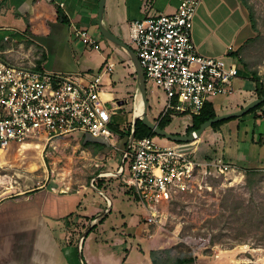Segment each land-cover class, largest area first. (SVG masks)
Returning a JSON list of instances; mask_svg holds the SVG:
<instances>
[{
	"label": "crops",
	"instance_id": "0c3cea01",
	"mask_svg": "<svg viewBox=\"0 0 264 264\" xmlns=\"http://www.w3.org/2000/svg\"><path fill=\"white\" fill-rule=\"evenodd\" d=\"M181 1L106 0L104 18L111 31L129 43L133 21L173 13ZM99 4L100 0H0L1 56L9 60L13 57L15 62L40 63V68L74 76L102 71L104 95L109 97L110 94V98L124 104L130 92H137L136 69L129 54L121 48L130 66L127 95L117 97L113 90H105L107 86L122 82L123 78L119 71L114 76L115 64L111 72L105 71L108 61L114 63V60L111 53L99 47L101 36H104L98 21ZM58 6L66 20L59 17ZM76 28L86 29L96 43H85L75 34ZM255 35L249 10L242 0H201L193 29L199 53L213 57L229 53L230 57H238L241 68L233 92L222 95L238 94V97L229 102L222 96L211 99L218 114L241 109L258 97L254 75L245 68L237 53ZM6 36L10 39L6 40ZM25 42L28 49L23 52L21 47ZM251 67L257 68L262 79L264 60L253 62ZM192 123L193 119L186 127ZM201 137L208 139L203 147L207 154L194 156L218 157L232 162L237 167L232 172L235 180L245 179L247 170L264 171V105L217 128L208 127ZM99 191L103 196L94 197L92 203L86 204V196L92 192H84L82 186L69 190L49 180L32 189L10 194L0 190V264H154L152 250L177 244L172 241L171 245L172 238L161 230L162 225L147 224L144 217L135 223L134 216L127 215L122 205L117 206L121 219L107 224L115 204L106 189ZM127 192L136 198L131 189ZM7 200H12V205L5 209L3 203ZM263 252L264 247L238 244L233 248H219L215 255H205L203 261L204 264L249 261L263 264L264 257H260ZM246 255L249 261L245 260Z\"/></svg>",
	"mask_w": 264,
	"mask_h": 264
},
{
	"label": "built area",
	"instance_id": "2783aa9c",
	"mask_svg": "<svg viewBox=\"0 0 264 264\" xmlns=\"http://www.w3.org/2000/svg\"><path fill=\"white\" fill-rule=\"evenodd\" d=\"M200 2L182 0L173 13L131 23L129 44L145 71L148 94H154L157 87L166 94L162 116L170 112L172 118L183 114L193 119L207 101L232 93L241 74L238 57L199 53L193 29ZM75 34L89 45L96 43L86 29L76 28ZM113 68L114 63L108 61L105 71ZM102 77V71L74 76L40 68L35 62H11L0 54V151L14 142L49 140L78 131L116 146L118 133L112 124L119 105L104 95ZM195 142H168L153 135L135 138L129 149L121 150L124 163L98 176H123L127 171V183L147 212L144 221L161 225L163 205L174 193L196 185L212 188L207 179L237 169L223 158L195 157ZM182 240L194 241L191 236ZM203 240L210 246L212 235Z\"/></svg>",
	"mask_w": 264,
	"mask_h": 264
},
{
	"label": "rangeland",
	"instance_id": "374dc122",
	"mask_svg": "<svg viewBox=\"0 0 264 264\" xmlns=\"http://www.w3.org/2000/svg\"><path fill=\"white\" fill-rule=\"evenodd\" d=\"M249 1L254 6L256 16L262 21L264 19V0ZM101 37L103 40L100 42L99 47L113 56L115 64L114 76L119 71L123 78L122 82H118L115 86H107L105 90H113L117 97L126 96L127 84L130 79V66L127 63L128 56L113 41L105 36ZM2 40L4 39L2 38ZM79 40L82 41L81 39ZM21 49L23 52H26L28 49L27 43ZM9 61L15 62V59L12 57ZM108 95L109 97L112 96ZM222 97H224L225 102H229L236 99L238 94ZM148 98L149 117L157 122L164 107L166 94L163 89L157 87L154 94L149 92ZM124 100V104H120L117 110L115 122L112 126L127 129L131 124L133 127L136 92H130ZM112 106L113 103H109V107L111 108ZM189 121L192 122L189 116L183 114L177 115L172 118L171 123L166 129L173 133H187L186 123ZM209 131H212V129ZM156 136L162 141H171L161 135ZM202 137L195 142L199 145L195 155L200 157L207 154L203 147L204 143L208 142V139L202 140ZM87 139L88 137L84 132L78 131L49 140L33 139L29 141L30 143L26 142V144L21 142L10 144L0 154V177H3V180H0V190L10 194L24 189H32L49 180L59 183V185L69 190H75L82 186L84 192L89 191L93 193L86 196L85 203L89 204L92 203L91 201L94 197L103 196L99 191L100 188L95 185L101 183V188L109 192L115 204L107 224L121 219L122 214L117 210L118 205H122L124 212L129 216H134L135 223H139L147 215V212L138 200L130 192H127L130 189V185L127 183V171L123 176H98L106 170L116 171L119 164H122V153L118 148H121V150L125 148L124 143L126 138L118 135L116 146H110L98 152H95L92 146L88 147L85 145ZM36 144L40 145L37 146ZM207 181L212 185V188L196 185L193 190L178 191L169 200L165 201L163 205L164 216L161 230L172 238L171 245L174 244L172 241H177V244L173 246L183 242L182 245L173 248L172 254L193 255L197 258L195 264H204L203 259L205 255H209L208 257L213 256L216 254L217 249H224L229 245L224 240L231 239L227 234L232 232L230 229L223 230L220 242L208 246L203 240L211 231H218L219 226L217 223H211L209 219L216 217L219 223H221L220 217L222 213H229L231 210V203L234 201L230 200L228 203L229 207H226L224 203L226 197L232 193L238 194L236 200L245 199L244 203L247 206H254L255 202H252V197L257 198L259 201L264 199V181L252 191L245 186L246 182L244 178L235 180L232 173L220 179H207ZM114 191H116V195H114ZM11 203L12 200H7L3 203V206L7 209V207L12 205ZM234 225H238V223L236 222ZM225 231L229 232L225 233ZM247 231L248 239L252 240L254 230L247 229ZM183 236H191L194 241L187 243L182 240ZM135 246H139L137 240L135 241ZM262 256L264 257V252L260 254V257ZM248 259V256L245 257L246 261H249Z\"/></svg>",
	"mask_w": 264,
	"mask_h": 264
},
{
	"label": "trees",
	"instance_id": "16d2710c",
	"mask_svg": "<svg viewBox=\"0 0 264 264\" xmlns=\"http://www.w3.org/2000/svg\"><path fill=\"white\" fill-rule=\"evenodd\" d=\"M244 4L247 6L250 14V19L252 23L253 29L256 31V35L254 37L249 38L244 45L238 50V54L241 55L240 60L244 64L247 70H250L251 73L254 75V79L256 80V92L258 97L264 95V81L258 75L257 68H252L251 65L257 62H261L264 60V19L260 21L256 16V11L252 3L249 0H242ZM57 11L59 17L63 20H66L65 13L61 10V7H57ZM43 59V57L41 58ZM40 59V62H41ZM40 65V63L38 64ZM264 102L260 103L259 105L255 106L254 108L250 109L248 112H252L257 110L258 108L262 107ZM218 115L214 107V103L212 101H207L200 111V113L195 114L193 116V123L192 125L188 126L187 133H190L200 127V125L208 119H211ZM234 117L223 119L217 122H214L211 127L217 128L220 124L233 119ZM172 121V117L170 112L164 114H160L158 119V123L162 128H166ZM113 130L120 135V137H124L125 143L124 147L127 146L129 137L132 132V124L127 128H119L112 126ZM153 135L156 136L157 134L146 124H144L141 120H138L136 124V131H135V138ZM85 145L94 148L95 152L101 151L110 147V143L107 140H100L94 138L93 136L89 135L88 139L85 141ZM222 178V177H220ZM216 178V179H220ZM264 181V171L261 170H247L245 172V182L246 187L249 188L251 191L255 190V188L259 187L261 183ZM99 188L102 187L101 183L95 184ZM238 194H230V196L226 197L225 205L229 207L228 203L230 200L234 202L231 203V210L229 213L223 212L220 221L217 218L209 219L211 223H217L218 231L214 232L211 231L210 234L212 235L211 244H215L220 242V237L223 234V230L230 229L232 232L227 233L229 231H225L228 236L231 238L229 240H224V242H228L229 245L227 248H233L238 244H250L252 247H264V199L259 201L257 198L252 197V202L254 206H247L244 202L245 199L240 201L236 200ZM238 223V225H234ZM247 229L254 230L253 239H248V231ZM223 242V241H221ZM183 242H180L179 245H182ZM173 246L171 248H164V249H155L151 251V257L154 264H195L196 257L193 255H182L177 254L173 255L172 251L173 248L179 246ZM250 256V255H249ZM251 257V256H250ZM243 264H258L255 262H244ZM264 264V263H263Z\"/></svg>",
	"mask_w": 264,
	"mask_h": 264
},
{
	"label": "water",
	"instance_id": "95a60500",
	"mask_svg": "<svg viewBox=\"0 0 264 264\" xmlns=\"http://www.w3.org/2000/svg\"><path fill=\"white\" fill-rule=\"evenodd\" d=\"M105 1L106 0H100V4H99L98 21H99L100 31L106 38L113 41L116 45H118L120 48L125 50L131 57L133 64L135 66V69H136V73H137L136 98H137V95H140L142 99V103H143L142 112L139 115L134 114L132 132L129 137L126 149H129L131 147L132 142L135 139L136 124L138 120H141L144 124L150 127L157 135L166 137L170 139L171 141L194 142L198 140L201 137L202 133L205 131V129L210 127L214 122L227 119V118H231V117L241 116L247 113L250 109L264 102V95L260 97H256L255 99L247 103L245 106H243L241 109H238L236 111L227 112V113L218 114L215 117L206 120L200 125L198 129L190 133H173V132L168 131L166 128H162L158 122L153 121L149 117V114H148L149 98H148V91H147L146 75H145V71L140 62V59L138 57L136 50L125 39L113 33L105 22V18H104ZM122 163H124V159H122ZM104 193L105 195L108 196L106 192Z\"/></svg>",
	"mask_w": 264,
	"mask_h": 264
},
{
	"label": "bare ground",
	"instance_id": "6f19581e",
	"mask_svg": "<svg viewBox=\"0 0 264 264\" xmlns=\"http://www.w3.org/2000/svg\"><path fill=\"white\" fill-rule=\"evenodd\" d=\"M142 108H143L142 99H141L140 95H137L136 102H135V112H134V114L135 115H139L142 112ZM27 143H30V142H27ZM23 144H26V143H23ZM36 145L39 146L40 144H36ZM3 151L4 150L0 151V154H2ZM104 173H107V172H104Z\"/></svg>",
	"mask_w": 264,
	"mask_h": 264
},
{
	"label": "flooded vegetation",
	"instance_id": "af4514ba",
	"mask_svg": "<svg viewBox=\"0 0 264 264\" xmlns=\"http://www.w3.org/2000/svg\"><path fill=\"white\" fill-rule=\"evenodd\" d=\"M118 105L120 106V103H118Z\"/></svg>",
	"mask_w": 264,
	"mask_h": 264
}]
</instances>
